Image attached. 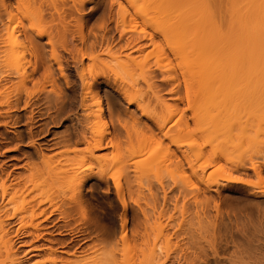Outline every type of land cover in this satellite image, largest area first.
<instances>
[{
    "label": "bare ground",
    "instance_id": "obj_1",
    "mask_svg": "<svg viewBox=\"0 0 264 264\" xmlns=\"http://www.w3.org/2000/svg\"><path fill=\"white\" fill-rule=\"evenodd\" d=\"M0 1L2 12L5 13L8 18V24L1 25L2 21L0 16V126L13 128L19 121H21L20 117L9 116L11 112L17 111V109L21 107L19 102V95L21 92L17 93V91H13L9 87H6V84L10 82V77L14 75L19 77L22 81L21 84L23 83L22 86L25 87V82H27L32 75L41 71L39 76L43 83L41 85V90H38L37 93L39 92L40 94H43L42 100L39 101H42V103L44 101V105L45 103H47L46 105L49 104L48 106H50L53 111L52 115H49L48 113V119L55 123V120L58 122L63 116L67 117L74 132L72 134L77 138V144H84V147H86L85 150L88 151L92 155L90 156L98 162L97 167L100 169L99 175H102V171L105 170L103 168H105L108 163L110 164V162L106 164L104 156L97 155V157H94V154L92 153L94 151H101L104 148L109 147L108 145H111L114 150V142H112L114 135L111 140L103 133L97 134L92 131V126L102 122L106 118V115H110L112 111V108L110 107H107L109 111L106 109L108 111L106 115L104 114V111L102 112V110H100V108H97L96 112L90 111L92 103L89 102H91V99H95L96 101L94 100L95 103H93L95 105L97 104V107L99 106L100 101L98 96L100 94L99 87L101 84H105L106 88H115V92H118L122 96L127 105L134 104L137 110L140 111L141 115H144V117L146 116L147 119L153 123L151 126L154 125L157 132L152 129L153 127L148 126L150 131L153 130L152 134L154 135H151L157 139L161 145H164L162 148L159 145L158 146L162 149V152L166 151L165 153L169 158L173 156L175 152L174 150H171V147L180 151L179 154H181V159L179 156L176 157V163L174 162L173 164L172 161L173 166L175 165L174 169L177 170L175 173H179V177H182L181 172L184 173L185 171H183V164H185L187 168L191 169L188 173L189 175H192L191 178L194 176V178L201 182L202 170H205L207 167L218 162L219 157V155L218 157L216 155L218 153L215 152L217 151V147L212 149V151H208L210 153L212 152L210 154L206 151L205 144H203V142L207 140L206 143H208V146L210 144L213 146L212 143H210L211 140L208 142V137L210 138L211 135L209 134L208 136V133H205V131L200 128L201 132H204L203 136L205 138H203L199 128L194 130L190 129L187 120H185L186 118L184 119L185 110L192 105L190 101L192 99L189 98L190 100H188L187 98V96H191L188 90H194L192 89L193 87H190L192 85L195 86L192 82V85L190 82V85L188 84V81L191 80H188L185 77L189 74H191L189 75L190 77L193 73H197L200 83L198 84L196 81L197 85H199L196 89H199L200 92L198 91V93L207 97V99H210L209 96L213 97L214 95V98H216L217 95V97L221 99L222 97L223 99H226L227 96L230 98L233 96L231 99L232 101L234 94H236L235 97L236 99L238 98L239 101L234 100L237 101V103H234L235 106L237 105L236 107H238V109L239 106H241L239 110H243L242 107H246V111H250L253 114L252 117L254 120H251L250 123L253 121L252 123L255 124L254 127L257 126L256 128H264V0H149L145 5L139 3L141 2L140 0H112L110 5L113 7L115 6V16L110 15L108 18V24L106 23L102 28H100L102 26V24H100V30L94 32L91 39H88L82 32V29H80L76 36L80 44L79 47L73 42L74 35L71 36L73 30L71 29L72 32H69L67 28V25L68 27L70 26L67 24V21L65 22L67 16H63L64 13L62 14L60 12L65 4L62 5L61 10L58 9L59 14H57L56 11L54 12V15L57 16H54L52 13L49 14L48 10V13H43V11L41 13V9L39 8V17H33L32 14L38 13L37 8L40 6V4L35 3L36 0H31L33 4L31 1L29 2V0H27V5L28 2L29 5H26L27 7L34 6V8H36L35 5H39L36 10L31 8L34 12L29 10V8L27 9L28 12L25 9L27 7L25 6L24 8L23 5L21 8L22 0H15V3L18 4L17 11H14L10 4L4 3L3 0ZM75 1H79L77 2V8L74 4H70L67 7L68 9H66L67 11L75 9L77 12L80 11L81 13L86 0ZM67 11L64 12L67 13ZM165 14L166 17L163 16ZM77 22L79 23V21ZM110 24H112V26H110ZM79 26V28H82V25ZM110 30L117 33L116 39H113L115 38L114 36L111 37L108 35ZM44 38L45 41H41V43L38 41L43 40ZM25 42L32 44L35 57V65L30 74L24 69ZM46 46L49 47L48 52V48H45ZM150 46L152 47L151 50L145 51V48ZM45 49L46 52L44 51ZM100 54H104L108 59L103 60L100 58ZM231 55L232 57H230ZM225 56L227 58L230 57L232 61L229 63V58V60L224 61ZM85 60H87V63L84 62ZM233 60L235 62H233ZM54 66L57 74L53 69ZM218 72H223V76L220 77ZM178 74L182 77V86L185 89L184 94L187 98L186 102L188 101V103H186V108H180L177 103H173L176 101L178 103L182 101L181 96H176L178 94L179 86H181L177 79ZM217 74H219L218 78ZM158 75L162 78L161 80L166 81V84L169 83L172 86H170V92L169 90L167 91L169 94L173 95H170L168 98L172 103H168V101L166 102V100L158 96L157 93H160V90H156V85L153 82ZM60 82L64 85V90H69L70 95H66V93L62 91L63 88L60 90L62 85ZM47 85L50 86L48 91L45 90V86ZM24 87L23 90L26 93L27 88L25 87V89ZM187 93L190 96H186ZM148 94H151V98L153 96V99H151L153 102L154 99L156 100L157 104L156 106L154 105L155 112H153L154 109L152 111L149 109L148 111L142 106L144 102L143 96L148 97ZM224 96L226 97L224 98ZM39 101L36 103H30V100H23L21 109L36 107V105L38 106ZM221 101L222 100H220V102ZM224 101L225 100H223V102ZM144 103L146 104V102ZM147 104L149 105L148 101ZM230 104L232 103H229L228 105ZM234 104H232V107ZM207 107H209V105ZM221 107H225L223 109L225 110L227 104ZM193 108L195 107L193 106ZM248 108L250 110H248ZM48 110H50L49 107ZM193 112L195 111L193 110ZM197 112L199 113V111ZM217 112H219V109ZM196 113H194V115L191 114L192 116H190V118L192 119V117H194L195 119L197 117ZM219 114L220 112L216 115ZM34 115L32 110H30V116H27L28 118L24 120L27 125H32L34 123ZM42 115L38 114V120L35 122L44 121L43 119L45 118H42ZM197 115L199 116V114ZM39 116L41 118H39ZM112 116L115 115L112 114ZM217 117H221V115ZM172 120L177 123L179 122V124L180 122L181 124L184 122V126L178 124L182 128L177 126L180 130L178 129L177 132L175 130L173 131V129H170L168 126L170 121L173 122ZM118 121V123H120L121 120ZM137 123L138 122H136V124ZM252 123L251 125H253ZM33 125L32 127L29 126L30 128L28 130L30 135L28 143L31 145L34 143L32 139ZM130 125L131 124L128 126ZM198 127L200 126L198 125ZM140 130L142 131V129ZM42 131L43 130L40 132ZM135 132L136 131H134V133ZM197 133H199L200 136ZM14 134L17 136L19 133L16 132ZM196 135L198 138H203L200 139L201 141L203 140L202 144L197 146L196 143L193 146L191 145L192 148L191 146L188 147V150L191 149V155L190 152L184 151V149L181 151V148H183L182 145L185 146L183 143L194 144V141L186 142L185 139L192 138L193 136L196 137ZM152 137L150 139H152ZM9 140L10 139L6 134L0 132V150L4 148V144L11 142ZM148 140L145 141L148 142ZM47 147H49V144L45 143L44 150H46ZM116 150L113 152L115 155L117 154ZM129 151L128 153H133V151ZM4 152H9V150L4 149ZM257 154L261 159V161L259 160V163H250L248 166L245 163V165L239 164V168L241 171L244 169L252 170L259 177L258 179L261 182H264V150L261 151L260 149L257 151ZM116 158H118V156ZM195 159H202L203 166L201 165V167L198 165L197 168L195 166L193 168V164H195V161L193 160ZM165 160L169 162L171 158L170 160ZM10 161L18 162L19 160L14 157H9L7 161L0 163V264H119L121 260V264H129L130 261H128V259L130 258H127V254L129 253L128 249H130L128 243L129 240L126 235H124V232L122 233V236H120V249H117L118 246H116V242L113 241L115 244H113L112 247L110 246L111 248L106 250V252L104 250L103 253L100 252V254H98L99 252L96 255L94 253L95 256H91L90 258H84L83 255L80 257L78 254L76 255L72 252L69 254V251H65L66 246H64L65 244L62 240H53L51 242V247H46L47 249L43 255L39 254L40 251L43 249L45 250L41 245H35V242H38L39 239L42 238L41 232L39 231L44 230V232H46L48 229H53L51 232L55 231L60 235L64 231L61 226H58L57 223L59 220L57 218L51 219L55 212H59V208L61 207L60 204L58 206L56 200H59V198L63 199L67 196L68 199L71 198L74 203L79 205L84 197L80 188V186H82L81 183L86 181L89 177L83 175L81 177L75 175L70 176L68 178V183H72L70 184L71 187L69 186L71 188L69 195L59 193L57 199V194L55 193V199L52 196L54 193L52 194L40 190L41 188L39 189L40 186L36 183L35 176H22L15 174L14 171L18 169V166L15 163H10ZM113 162L116 163L114 160ZM120 162L122 161L120 160ZM112 165L113 164H110V167ZM168 165H171V162ZM236 165L238 166V164ZM237 166H234V171L238 170ZM46 167L49 168L48 166ZM220 168L223 167L220 165ZM197 169H200L201 174H199L200 172H198ZM222 170L225 171L226 169L223 168L220 171ZM175 173L173 172L172 176L175 175ZM187 175L184 176L186 179L190 177H187ZM220 177H222V175ZM191 178L190 180L187 179V182L189 181L188 184H190L189 186L193 185L190 183ZM225 181L229 183L240 182L237 178L232 177H226ZM205 185L207 188L210 187L207 184ZM118 192L120 193V191ZM119 199L120 202H122L121 204H123L122 207L125 208L126 205L124 206L122 197L120 196ZM82 208L83 207H81V209ZM44 223L46 224L44 225ZM124 224L125 220L122 224L123 229ZM123 229L120 231H123ZM156 230L157 233L154 235L156 237L152 246H147V243H145L144 247H147L145 249L143 248V251L140 250L141 258L138 260V264H159V260H162L161 258L163 257L167 260L168 251L170 250L167 251L170 247L169 238L163 234L161 225H159ZM46 233H48V231ZM80 233L81 231L76 228L70 234L77 237ZM144 234L145 233H143V235ZM73 235L71 236L73 237ZM28 237H31L32 241H24V238ZM118 242L119 241H117V243ZM25 247H28L27 250L24 249L25 251H19L21 248ZM72 249L74 250V248ZM77 252L78 251H76V253ZM117 253L121 256L120 259L118 258L119 260L116 256ZM63 254L67 255V257L62 256ZM28 255L29 257H27ZM34 256L38 258V260H32V258H35ZM22 257L25 259H22Z\"/></svg>",
    "mask_w": 264,
    "mask_h": 264
},
{
    "label": "rangeland",
    "instance_id": "obj_2",
    "mask_svg": "<svg viewBox=\"0 0 264 264\" xmlns=\"http://www.w3.org/2000/svg\"><path fill=\"white\" fill-rule=\"evenodd\" d=\"M3 1L6 4H10L14 11H17L18 4L15 3V0ZM30 1L31 0H29V2ZM74 1L75 0H36L35 3L40 4L41 6L40 7L38 5V7L37 5H35L36 8L38 7V13L36 14L33 13L34 10H36L34 6L27 7L29 5V2L27 5V0H24V2L22 0L21 8L22 5L24 8L27 5V8L25 9L27 10L29 8V10L33 11L31 12L33 13V17H39V13H42V11L43 13L49 12V14L52 13L53 15L56 11V13L59 14L58 12L62 9V5L65 4L63 5L65 7V10L63 7L60 12L62 14L64 13L63 16H67L66 18L64 17L65 22L67 21V24L70 25L69 27L67 25V28L69 32H72L73 30L72 33H76H71V36L74 35L73 42L77 47H79L80 44L76 36L77 32H79L80 29H82V32L88 39H91L93 33L99 31L100 28L106 25V23L108 24V18L110 17V15L115 16L116 12L115 6L113 7L110 5V2H112V0H86L83 6V11H81V13L80 11L77 12L75 9L67 11V7L70 4H74L76 8L78 7L77 2L79 1ZM140 1L141 2L139 3H142L144 5L149 2V0ZM31 8H34V10ZM39 8L41 9L40 12ZM64 11H67V13ZM0 16L2 21L1 25H7L8 18L6 17L7 15L2 12L1 5ZM163 16L166 17V14ZM77 21H79V23ZM100 24H102V26ZM79 25H82V28H79ZM110 26H112V24H110ZM110 32L108 33V35L111 37L114 36L115 38L113 39H116L117 33H114L113 30H110ZM38 41H40L41 43V41H45V38ZM158 43L160 44L159 41ZM24 45L26 46V48L24 49V69L28 74H30L33 66L35 65V57L33 54L32 44H30L29 42H25ZM45 48H48V52L49 47L46 46ZM151 48V46L146 47L145 51H150ZM46 49L44 50L45 52ZM102 55L100 54V58H102L103 60L108 59L107 56H105L104 54ZM226 56V60L224 58V61H227L230 59V57H232L231 55L230 57H228V59ZM230 61H232V59H230L228 62L230 63ZM84 62L87 63V60H85ZM233 62L235 61L233 60ZM53 69L55 71V66L53 67ZM55 72L57 74V71ZM40 73L41 71H38V73L32 75L28 79V81L25 82V87L27 89L22 86L23 83L21 84V79L19 77H16L15 75L11 76L10 82L6 84V87H9L11 90L17 91V93L21 92L19 95V102L21 107L23 100H30V103H36L37 101L42 100L43 94H40L39 92L37 93L38 90H41V85L43 83L42 79H40L39 76ZM218 73L220 75L217 74V78L219 76H223V72ZM189 75L185 77L188 80H191L188 81V84L189 82H192L196 86L197 82L198 84L200 83L197 77V73H193V75L190 77ZM161 79L162 78H160L158 75L157 78H155L153 81L156 85V90H160V93L157 94L158 96H160V98L162 97V99L166 100V102L168 101V103H172V101L168 100L170 95H172L169 94L172 86L169 83H167L169 84L167 85L166 81ZM177 79L179 80L178 82L181 86H179L177 92L178 94L176 96H181L182 103H178L177 101L173 103H177L180 108H186V103H188V101L186 102L187 98L188 100H193H190L192 103L191 107L185 110L186 112L184 113V119L186 118L185 120H187L188 122L186 123L189 125L190 129L194 130L199 128L200 130L201 128L203 129V131H205V133H208V136L210 134L211 136L210 138L208 137V142L211 140L210 143H212V145L214 146L213 148L210 143V145L208 146V143H206L207 140L204 142L203 140H200L205 138L203 136L204 132H201L200 130L203 138H198L196 135V137H192L193 140L192 138L185 139L186 142L194 141V144L188 143V145L183 143L185 146L182 145L183 148H181V151L184 149V151L190 152L191 155V149L188 150V147H190L191 145L193 146L196 143V145L198 146L203 142V144H205L207 152L212 151V149H215L217 147V151L215 152L218 154H215L217 155V157L219 155L218 162L212 164V166L210 167H207L205 170H202V174L200 172V169H197V171L200 172L199 174H201L202 176L201 182L200 180L194 178V176L191 178L192 175L188 174L189 170L191 171V169L187 168L185 164H183V171L185 170L184 173L179 171L181 172V176L184 179L182 177H179V173H175V171L177 172V170L174 169L175 165L173 166V164L176 160V157H179L181 155L179 154L180 151L174 149V147H171V150L175 151V156H171L170 160L168 155L165 153L166 151L162 152L161 148L164 147V145H161V143L157 139L152 137V135H154L152 134V131L154 130L157 132L156 127L154 125L151 126V124L153 123L148 120L146 116H142L140 111L137 110L134 104L127 105L122 96L118 92H115V88H106L105 84H101L99 87V106L97 107V104H94L96 101L95 99V101L91 99V102H89L94 104H91L90 108L92 110L90 109V111L96 112L97 108H100L102 112L104 111L105 115L109 111L107 107L112 108V111L110 110L111 114L106 115V118L104 119L105 121L103 120L102 122H99L92 126V131L94 133H103L108 137V139L110 138L112 140L114 135V139L112 140V142H114V150L112 149L111 145H108L109 147H106L101 151H94L92 153L94 154V157H97V155L104 156L106 164L108 162H110V164H113L111 167L109 163L107 166H105V164V168H103L105 170L102 171V175H99L100 169L97 167L98 162L91 157L92 155L88 151L85 150L86 147H84V144H77V138L73 136L74 134H72L74 132L67 117L63 116L58 120V122L57 120H55V123L54 121H50L48 119V113L49 115L53 114L51 107L48 106L49 104L46 105L47 103H45L44 105V101L43 103L42 101H39V104L38 106L36 105V107H31L30 109H21V107H19L17 111L10 113L9 116L20 117L21 121H19L13 128L0 126V132L6 134L10 139L9 141H11L8 144H4V148L0 150V163L7 161L9 157L17 158L19 160L18 162L10 161V163H15L18 166V169L15 170L14 173L22 176H35L36 183L40 186L39 189L41 188L40 190H44L52 194L54 193V195H52L53 197L56 193L57 199L59 197V193L69 195L71 190L70 184L72 183H68V178L70 176L75 175L81 177L83 175L89 177L88 179H86V181H83L81 183L82 186H80V188L84 197L82 198L79 205H77V203H74L71 198L68 199L67 196L63 198L65 200L60 198L59 200H56L58 206L60 204L61 207L59 208V212H55L51 219L57 218L59 220L57 224L59 227L61 226L62 229H64V233L62 232V234L60 235L55 231L51 232V230L53 229H48V233H46L47 231L44 232V230L39 231L41 232L42 238H40L38 242H35V245H41L43 248H45V250L43 249L39 252V254L43 255L46 249L48 247H51V242L53 240H62L64 241V246H66L65 251H69V254L72 252L76 255L78 254L80 257H82L83 255L84 258H90L91 256H95L98 252V254H100V252L103 253L104 250L106 252V250L110 249L112 245L115 244V242L117 244L116 246H118V248H116L120 249V236H122V233L124 232V235H126L127 239L129 240L128 243L130 249H128L129 253L127 254V258H130L128 259V261H130L129 264H138V260H140L141 258L140 250L143 251L147 246H152L156 237L154 235H156L155 233H157L156 229L159 225H161L163 234L169 238L170 247L167 249V251L169 249L170 250L168 251L167 260H165L163 257L161 258L162 260H159V264H264V182H261L258 179L259 177L257 176V174H255L252 170L244 169L243 171H241V169L239 168V164L245 163L248 166L250 163H259L261 161L259 155L257 154V151H259L260 149L261 151L264 150V128H256L257 126L254 127L255 124L252 123L253 121L251 122L253 125H251L250 121L254 120L252 117L253 114L250 111H246V107H242L243 110H239L241 106H239V109L238 107H236L237 105L235 106L234 103H237V101H239L238 98L236 99L235 97L236 94H234L235 99L233 98L232 101L231 99L233 96H231V98L227 96L226 99H223V95L220 96L222 97V99L218 98L217 95L216 98H214V95L213 97L209 96L210 99H207V97H204L203 95H200V93H198L199 89L197 90L196 88H198L199 85L195 87L191 83L192 86L190 88L193 87L192 89L194 90H188L191 96L187 93L186 96L189 95L190 97L187 96L186 98L184 94L185 89L182 86L183 80L179 74ZM60 84L62 83L60 82ZM23 87L26 89V93L23 90ZM49 87L50 86L48 85L45 86V90L48 91L50 89ZM60 90L64 91L66 95H70L69 90H64L63 84L61 85ZM168 90L169 92H167ZM148 95V97L143 96V101L146 102V104L143 102L142 106L145 107L148 111L149 109H151L150 111L154 109L153 112H155L154 105L156 106L157 104L156 100L154 99V103L153 100H151L153 99V96L151 98V94ZM225 97L226 96H224V98ZM220 100L222 101L220 102ZM223 100H225V103L223 102ZM147 101L149 105L147 104ZM229 103L234 104L233 107L232 104L228 105ZM225 104H227V107L225 110H223L225 107L221 106H225ZM208 105L209 107H207ZM193 106L195 108H193ZM48 107L50 110H48ZM249 108L248 110H250ZM192 109L195 112H193ZM218 109L220 114L216 115L219 113L217 112ZM30 110H32L33 115L35 113L37 114H35L36 116L34 115V125L32 124V129L34 130H32V139L34 141L32 145L28 143L30 136L28 130L30 127H32V125H27L25 123L26 121H24L30 116ZM197 111H199V113ZM194 113H196L197 117H200H196L199 120H197L196 118L195 120L194 117H192V119L194 120L190 118V116H192L191 114L194 115ZM38 114L42 115V118H45L43 119L44 121L35 122L36 120H38ZM112 114L119 119H117L115 116H112ZM197 114H199V116ZM220 115L221 117H217ZM41 117L39 116V118ZM214 117L216 120L214 119ZM118 120H121L122 123L121 121L120 123H118ZM174 121H170V124L168 123V126L170 129L172 128L173 131L175 130L177 132L178 129L180 130L179 127H181L179 125L184 126V122H182L183 124H181V122L179 124V122L177 123ZM136 122L138 123L136 124ZM120 124L122 125V128ZM129 124L131 125L128 126ZM140 125L142 126V128ZM198 125L200 127H198ZM148 126L153 127V130L150 131ZM137 129H142V131H138ZM41 130L43 131L40 132ZM133 130L136 132L134 133ZM16 132L19 133L17 136L14 134ZM197 134L199 135V133ZM151 137L152 139H150ZM211 137L213 140L211 139ZM144 139L149 140L147 142ZM45 143L49 144V147H47L46 150H44ZM4 149L9 150V152H4ZM115 150L118 158H116L117 156L115 155V153H113L115 152ZM129 150L133 151V153H128ZM164 156L167 158H165ZM42 157L45 159H43ZM106 157L109 159V161ZM179 158L181 159V156ZM112 159L116 161V163H114ZM116 159H118L119 161ZM165 159H169L170 161L168 162ZM120 160L122 162H120ZM162 161L165 163H163ZM193 161H195L194 163L196 164L195 165L192 163L193 168L194 166L197 168L198 165L203 166L202 159H195ZM170 162L171 165H168ZM236 164H238V166ZM220 165L226 170H222L223 172L220 171L221 169H223L220 168ZM46 166H48L49 168H47ZM234 166H237L238 170H240H237L238 172L234 171ZM173 172L175 173V175L172 176ZM185 174H188L187 177L190 176L187 179L190 180L191 178L190 183L193 184L192 186H189V181L187 182V179L184 177L186 176ZM126 175L128 176V178ZM221 175L222 177H220ZM226 177L237 178L240 182L229 183L225 181ZM185 179L187 183L185 182ZM205 184L209 185L210 187L207 188ZM118 191H120V193ZM119 194L124 201V206L126 205L125 208L122 207L123 204H121L122 202H120ZM56 197L54 198L56 199ZM81 207L83 208L81 209ZM124 220L125 224L123 229L122 224ZM45 224L46 223H44V225ZM76 228L81 231L80 235H78L77 237H75L73 234H70ZM122 229L123 231H120ZM143 233L145 234L143 235ZM71 235H73V237ZM24 241H32V238H24ZM117 241L119 242L117 243ZM145 243H147L146 247H144ZM74 245L78 247L76 248ZM27 248H21V250L19 251H25L27 250ZM72 248H74V250ZM76 251L78 252L76 253ZM118 254L119 253L116 254L117 259H120L121 256L120 254ZM62 256L67 257V255L64 254ZM27 257H29V255ZM23 258L24 257H22V259ZM34 259L38 260V258L36 257L32 258V260ZM121 262L122 260L119 264H121Z\"/></svg>",
    "mask_w": 264,
    "mask_h": 264
}]
</instances>
